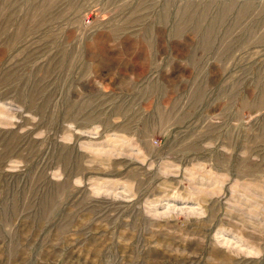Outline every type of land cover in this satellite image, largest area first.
<instances>
[{"label":"rangeland","instance_id":"obj_1","mask_svg":"<svg viewBox=\"0 0 264 264\" xmlns=\"http://www.w3.org/2000/svg\"><path fill=\"white\" fill-rule=\"evenodd\" d=\"M0 264H264V0H0Z\"/></svg>","mask_w":264,"mask_h":264}]
</instances>
